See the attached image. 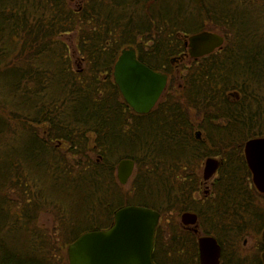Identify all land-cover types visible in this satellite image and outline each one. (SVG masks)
Returning <instances> with one entry per match:
<instances>
[{
	"label": "trees",
	"instance_id": "trees-1",
	"mask_svg": "<svg viewBox=\"0 0 264 264\" xmlns=\"http://www.w3.org/2000/svg\"><path fill=\"white\" fill-rule=\"evenodd\" d=\"M207 30L225 45L185 64L188 35ZM74 32L85 68L59 37ZM129 46L171 76L148 114L134 112L114 80ZM0 99V264H61L60 238L69 246L108 229L131 204L164 218L156 264H200L198 235L166 219L174 209L198 215L223 264H263L262 240L251 262L237 247L264 228V195L244 153L264 137V0H0ZM209 157L222 165L198 199ZM123 159L136 163L129 188L116 175ZM46 209L59 216V237L37 223Z\"/></svg>",
	"mask_w": 264,
	"mask_h": 264
},
{
	"label": "water",
	"instance_id": "water-1",
	"mask_svg": "<svg viewBox=\"0 0 264 264\" xmlns=\"http://www.w3.org/2000/svg\"><path fill=\"white\" fill-rule=\"evenodd\" d=\"M225 43L224 36L202 31L187 37L192 58L208 56ZM114 80L125 101L138 114L150 113L168 86V74L152 69L138 57L133 46L124 48L114 66ZM247 164L257 190L264 194V137L248 140L244 147ZM222 161L209 157L204 163L203 178L208 183L218 172ZM136 163L123 159L117 167L120 183L126 185L134 176ZM161 213L148 206L127 205L115 213L114 224L103 230L83 233L68 246L69 264H156L153 254ZM182 224L199 232V217L185 212ZM264 243V228L262 231ZM200 264H220L223 248L214 236L199 235ZM264 264V251L261 253Z\"/></svg>",
	"mask_w": 264,
	"mask_h": 264
},
{
	"label": "rangeland",
	"instance_id": "rangeland-1",
	"mask_svg": "<svg viewBox=\"0 0 264 264\" xmlns=\"http://www.w3.org/2000/svg\"><path fill=\"white\" fill-rule=\"evenodd\" d=\"M70 1V5L73 8H77V6L79 4H81V0H69ZM87 1V0H85ZM164 1V0H162ZM164 5H162V2H160V4H158L157 6H155V9H162ZM215 32V31H214ZM61 40H63L70 48L72 53H77V48H78V42H79V36L77 32L74 33H68L65 34L63 36H59ZM73 62H74V67L77 69L80 68H85V61L81 59V57H78V53L76 55L73 56ZM189 62L186 61L185 64H188ZM181 73L184 74L186 73L185 70H181ZM181 81L177 82V87H179ZM4 95H2L1 97H3ZM6 97V96H5ZM4 97V98H5ZM3 99V98H2ZM1 101V99H0ZM6 101V100H4ZM2 107V106H1ZM197 122L199 121V118H196ZM20 128V127H19ZM98 153H94V156L97 157ZM218 158V157H217ZM203 170H204V166L202 168V175H203ZM135 174V173H134ZM117 175V173H116ZM118 177V175H117ZM218 177V173L211 179V182H213L216 178ZM134 179V176L129 180V182L124 185L126 188H129L132 185V181ZM119 180V179H118ZM120 182V181H119ZM122 184V183H121ZM123 185V184H122ZM205 190V187H202V191L200 194L197 195L198 199H202L203 196H205V193H203ZM12 196L13 199L15 201V203L18 202V206H19V201L21 200V192L20 189L18 188H14L12 189ZM211 195V193H210ZM209 195V196H210ZM260 204L262 206H264V199H262L260 201ZM18 210V209H17ZM56 211H52L50 209H46L43 210L39 216L38 219V225L46 230H48L52 235H55L57 237L60 236V231H59V216L56 215ZM185 213V212H184ZM182 215L183 213L179 214L177 209L172 210L171 212H169L166 216L167 221L172 222H176L179 223L180 226L184 227V225L182 224ZM162 222H164V218L162 217ZM166 223V221H165ZM166 227V225H164ZM61 240V238H60ZM58 240L57 242V256L58 259L61 261V264H69V260H68V245H63V243ZM262 240V236H257V235H244L241 240L238 242V253L240 254V256L244 259H247L249 262H251L253 260V258L256 256V254L258 253L259 247H260V241Z\"/></svg>",
	"mask_w": 264,
	"mask_h": 264
},
{
	"label": "flooded vegetation",
	"instance_id": "flooded-vegetation-1",
	"mask_svg": "<svg viewBox=\"0 0 264 264\" xmlns=\"http://www.w3.org/2000/svg\"><path fill=\"white\" fill-rule=\"evenodd\" d=\"M75 1V0H74ZM85 0H81V4H79L78 6H77V8H79V7H81L82 5H84L85 4ZM224 39H225V43H226V38L224 37ZM186 43H187V41H186ZM225 43H224V45H225ZM223 45V46H224ZM186 46H187V44H186ZM220 49V48H219ZM218 50V49H217ZM202 58V57H201ZM200 58H192L191 57V55L189 54V47L187 46V58L185 59L186 61L188 60V62H190V63H192L193 61H197V60H199ZM162 72V71H161ZM180 72H181V70L180 69H178L177 70V73H178V75L180 74ZM164 73V72H163ZM167 74V73H166ZM179 78H181V75H179V77H178V79ZM170 80H171V76L168 74V86H167V88H166V91L168 90V87H169V85H170ZM165 91V92H166ZM165 94V93H164ZM163 94V95H164ZM239 96V95H238ZM163 97V96H162ZM161 97V98H162ZM161 100V99H160ZM159 100V101H160ZM158 104V103H157ZM220 159V158H219ZM221 160V159H220ZM222 161V160H221ZM204 166V165H203ZM250 169V168H249ZM251 171V170H250ZM218 173V172H217ZM252 173V172H251ZM252 181H253V175H252ZM212 184H213V182H211V180L208 182V183H206L205 181H204V178H203V184H202V187H205V190H204V192L203 193H205V196H209L210 195V193H211V191H212ZM254 184V183H253ZM255 186V185H254ZM256 188V187H255ZM257 189V188H256ZM201 193V192H200ZM199 193V194H200ZM262 194V193H261ZM264 195V194H263ZM189 212H191V211H189ZM194 213V212H193ZM161 220H162V214H161ZM161 222V221H160ZM184 227H186V228H189V229H191V230H193L194 231V227L193 226H185L184 225ZM199 228H200V225H199ZM195 232V231H194ZM196 233V232H195ZM197 235H198V237H199V235H203V233L202 232H200V229H199V232L198 233H196ZM220 264H223V253H222V257H221V262H220Z\"/></svg>",
	"mask_w": 264,
	"mask_h": 264
},
{
	"label": "bare ground",
	"instance_id": "bare-ground-1",
	"mask_svg": "<svg viewBox=\"0 0 264 264\" xmlns=\"http://www.w3.org/2000/svg\"><path fill=\"white\" fill-rule=\"evenodd\" d=\"M206 161V160H205Z\"/></svg>",
	"mask_w": 264,
	"mask_h": 264
}]
</instances>
